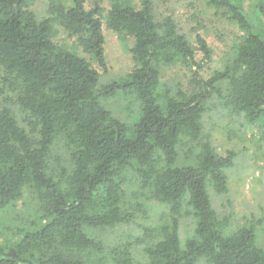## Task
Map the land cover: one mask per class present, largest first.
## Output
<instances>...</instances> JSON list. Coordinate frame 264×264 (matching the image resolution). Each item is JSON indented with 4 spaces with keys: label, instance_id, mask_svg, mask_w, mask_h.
<instances>
[{
    "label": "trees",
    "instance_id": "1",
    "mask_svg": "<svg viewBox=\"0 0 264 264\" xmlns=\"http://www.w3.org/2000/svg\"><path fill=\"white\" fill-rule=\"evenodd\" d=\"M28 1L0 0V69L17 79V102L30 126L0 109V212L30 189L41 216L0 243V264H83L95 252L131 264L128 252L107 250L92 232L135 221L125 206L124 186L132 175L171 216L168 224L144 229L145 237L157 240L146 249V264H264L254 230L227 232L211 205L208 190L226 191L233 155L216 154L203 142L191 164L188 156L179 164V145L201 138L204 100L221 94L218 82L229 84L228 101L264 141V0L255 6V23L236 1L209 0L241 36L228 69L207 80L199 72L211 59L209 46L197 35L195 48L171 17L158 20L154 0H138L137 8L114 1L107 11L87 9L86 0H71L68 7L48 0L52 19L102 70L103 27L133 39L134 69L127 79L105 85L90 62L52 40L51 18L38 20ZM170 65L189 68L200 92L172 96L159 71ZM117 96L137 105L130 122L105 107ZM57 141H63L68 163L53 156ZM182 213L193 221L185 240Z\"/></svg>",
    "mask_w": 264,
    "mask_h": 264
},
{
    "label": "rangeland",
    "instance_id": "2",
    "mask_svg": "<svg viewBox=\"0 0 264 264\" xmlns=\"http://www.w3.org/2000/svg\"><path fill=\"white\" fill-rule=\"evenodd\" d=\"M57 4L68 7L71 0H53ZM114 1L119 0H86V8L99 5L107 11ZM138 7V0H123ZM236 1L243 13L255 19V6L263 0H231ZM28 5L38 20L51 18L50 36L63 48L72 50L85 58L100 75V84L123 81L134 69L130 49L133 39L119 37L103 27L104 54L106 71L102 70L75 45V39L52 19L48 12V0H29ZM153 11L158 20L171 17L179 32L184 34L196 48L197 35L205 40L211 51V59L201 68V77L210 79L215 72L228 69L233 59L232 48L239 42L241 33L236 25L226 19L220 10L212 7L209 0H154ZM253 23V24H254ZM199 58V57H197ZM160 79L166 84L172 96L183 92L190 96L200 92L192 81L189 68L180 65L160 66ZM221 94L210 93L204 100V113L201 124L202 133L198 142L184 140L179 146V164L188 156L192 163L195 153L199 152L200 144L209 142L212 150L221 156L233 155V164L226 171L227 187L223 193H216L209 188V196L213 209L219 218L226 220L227 232H234L241 227L254 230L258 247L264 251V141L260 138L256 127L249 125L244 117L238 114L228 101L229 84L226 81L216 85ZM17 79L0 69V109L8 108L17 118L19 124L27 130L28 115L19 106L15 88ZM128 96H117L104 101L105 107L121 121L130 122L138 112V107ZM53 156L66 163L68 153L63 141H57ZM68 163V162H67ZM125 206L135 215V221L128 225H120L112 229H98L92 232L107 250L115 249L128 252L131 264H146V249L153 245L155 238L144 235L145 228H155L168 224L171 216L166 206L157 202L151 190L143 189L136 175L125 184ZM41 211L32 190H25L22 197L10 207L0 212V243L9 241L18 229L27 227L39 220ZM179 234L182 240L190 237L193 232V221L187 213L178 217ZM83 264H116L108 253H93L84 256Z\"/></svg>",
    "mask_w": 264,
    "mask_h": 264
}]
</instances>
